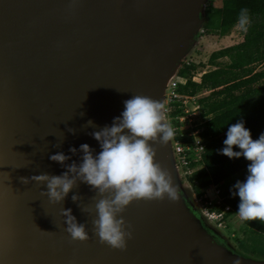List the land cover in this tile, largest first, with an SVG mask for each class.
<instances>
[{"label": "water", "instance_id": "1", "mask_svg": "<svg viewBox=\"0 0 264 264\" xmlns=\"http://www.w3.org/2000/svg\"><path fill=\"white\" fill-rule=\"evenodd\" d=\"M206 2L0 0V264H264L233 254L201 225L182 196L172 139L151 146L179 198L132 202L122 214L132 232L124 251L100 244L95 216L72 201L78 194L82 208L94 207L100 197L88 185L53 205L41 196L46 186L20 179L61 175L66 169L49 159L57 152L71 156L68 164L80 162L82 144L98 154L89 133L111 126L132 96L163 103ZM62 208L86 225L87 242L71 241Z\"/></svg>", "mask_w": 264, "mask_h": 264}, {"label": "clouds", "instance_id": "2", "mask_svg": "<svg viewBox=\"0 0 264 264\" xmlns=\"http://www.w3.org/2000/svg\"><path fill=\"white\" fill-rule=\"evenodd\" d=\"M250 24L249 10L242 8L237 27L247 32ZM163 107V103L150 97L132 96L124 101V111L120 117L114 118L111 126L89 133L100 145L98 154L94 155L88 144H82L79 149L82 153L80 162L68 164L71 156L57 152L50 155L49 159L66 169L61 175L45 172L30 178L21 177V182L25 185L35 183L46 186L47 190L41 191V196L47 197L53 205H62L79 183L88 185L100 197L94 198V207L82 208V197L78 194L72 195V201L78 204L82 212L95 216L92 220L93 234L99 238L100 244L126 250L132 232L125 230L130 225H126L122 214L132 202L163 201L166 197L176 202L179 198V189L173 186L171 175L155 162L157 152L151 146L166 145L174 136L173 129L162 122ZM85 127L95 129L96 125L89 120ZM68 132L75 135V129L69 128ZM61 143L55 147H61ZM223 144L221 155L229 159L243 157L250 162L246 180L237 181L233 186L232 195L238 196L240 201L236 214L242 221L264 223V133L253 140L250 130L240 121L228 127ZM234 148L240 151H234ZM69 152L77 155L75 147H70ZM61 215L64 217V231L72 242L83 243L90 239L86 225L77 222L71 209L62 208ZM235 264H239V261Z\"/></svg>", "mask_w": 264, "mask_h": 264}, {"label": "trees", "instance_id": "3", "mask_svg": "<svg viewBox=\"0 0 264 264\" xmlns=\"http://www.w3.org/2000/svg\"><path fill=\"white\" fill-rule=\"evenodd\" d=\"M219 4V7L206 9L203 30L227 35L237 25L240 10L247 8L251 19L248 31L241 43L211 53L208 62L215 69L202 74L200 83L191 80L197 70L194 64L181 65L178 76L187 80L179 86L178 92L191 97L209 92L197 101L199 116L203 120L198 127L199 138L205 142L203 160L188 180L193 196L197 198L208 187L218 185L225 205L231 208L224 216L227 220L229 214L237 215L240 201L238 196L232 195V190L237 181L246 180L250 163L243 157L229 159L220 154L228 127L243 121L253 140L264 133V69L254 70L256 64L264 62V0H222ZM222 58H227L228 63H218ZM176 114L179 112L173 113ZM234 151L240 149L234 148ZM239 221L242 225L237 224V228L242 232L245 227L264 240V223Z\"/></svg>", "mask_w": 264, "mask_h": 264}, {"label": "rangeland", "instance_id": "4", "mask_svg": "<svg viewBox=\"0 0 264 264\" xmlns=\"http://www.w3.org/2000/svg\"><path fill=\"white\" fill-rule=\"evenodd\" d=\"M220 1L222 0H207L203 13V20L205 19L206 9L210 7L212 8L219 7ZM204 22L202 25H204ZM244 33L245 32L239 29L237 25L233 27L227 33V35L224 36L219 35L218 32L206 31L204 29V32L202 34L198 32L192 48L188 51V53L182 59L180 64L183 65L184 63H192L196 66L197 69L196 71H198V73L201 72L206 73L212 71L215 69V67L210 65L208 62L211 53L241 43L243 41ZM218 63L226 64L228 63V59L222 58L218 61ZM263 69H264V62L258 63L254 66L255 71H261ZM200 78L198 77L197 79L200 80ZM260 83H258L257 85H259ZM208 94L209 92L207 91L202 92L201 94L197 95V100ZM187 105L188 108H192L193 106L190 105V103ZM192 117L196 125L201 124L203 122V120L199 116V110L195 111L194 114H192ZM165 123L171 128H173V124L170 122L167 116L165 117ZM180 184H185V189L182 194L183 198L184 199L186 198L187 201L189 198L194 202L193 192L191 191V184H188V181H185L182 176H181ZM212 186L209 187L210 194L212 192L211 190ZM209 197L213 198L212 196ZM190 207H192L193 214L198 218L201 225L207 230V232L210 235H213L214 237L221 239L220 242L222 246L230 250L233 254L238 255L240 257H244L248 259L250 258L256 261L264 262V256L261 257V255L264 252V243H263L264 240L262 239V236L252 231H249L242 226L245 229L243 230V232L246 234L245 236L244 233L242 232V229L237 228V224L240 227L242 225L241 222L239 221L240 218L238 215L229 214L228 219L225 220L224 224L222 225L223 227L222 229L215 227V225L213 224L209 226L206 223L205 219L202 218L201 215L198 213L197 211L199 210L198 206L194 208L193 206L190 205Z\"/></svg>", "mask_w": 264, "mask_h": 264}, {"label": "built area", "instance_id": "5", "mask_svg": "<svg viewBox=\"0 0 264 264\" xmlns=\"http://www.w3.org/2000/svg\"><path fill=\"white\" fill-rule=\"evenodd\" d=\"M203 32L204 30L201 29L200 33L202 34ZM203 73L196 71L191 80L200 83V80L197 78H200ZM186 80V78L180 77L177 74L169 81L163 102V114L173 124L172 152L175 167L184 180L190 184L188 179L192 177L197 171L198 166L202 164L205 142L199 138L200 129L198 127L200 124L196 125L192 117V114L199 110L197 96L191 97L178 92L179 86L184 85ZM189 103L193 105L192 108H188L187 104ZM177 111L179 114L173 115ZM211 190L210 194V189L207 188L200 198L194 196V201L199 207L200 213L208 221L216 224L218 227H222L225 222L224 216L231 211V208L229 205H224L225 198L221 195L217 185L212 186Z\"/></svg>", "mask_w": 264, "mask_h": 264}, {"label": "flooded vegetation", "instance_id": "6", "mask_svg": "<svg viewBox=\"0 0 264 264\" xmlns=\"http://www.w3.org/2000/svg\"><path fill=\"white\" fill-rule=\"evenodd\" d=\"M189 205H191V206H193L194 208L196 207V205H195V203L192 201V200H190L189 198H188V201H187V199L185 198L184 199ZM190 210L192 211V207L190 208ZM198 211V213L200 214V212H199V210H197ZM193 212V211H192ZM202 217V216H201ZM203 218V217H202ZM212 237H213V239L218 243V244H220L221 245V239H219V238H216V237H214L213 235H211Z\"/></svg>", "mask_w": 264, "mask_h": 264}]
</instances>
